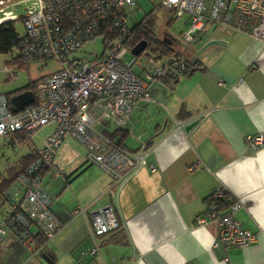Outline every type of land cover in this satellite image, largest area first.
Instances as JSON below:
<instances>
[{"label":"crops","instance_id":"1","mask_svg":"<svg viewBox=\"0 0 264 264\" xmlns=\"http://www.w3.org/2000/svg\"><path fill=\"white\" fill-rule=\"evenodd\" d=\"M187 23L186 15L184 29ZM211 40L216 42L205 45ZM193 42L196 69L174 83L149 81L154 100L139 101L124 124H98L122 148L146 149L149 165L110 187L109 175L87 162L85 146L65 136L42 174L60 228L33 252L7 236L0 242V264L15 250V264H264V143L250 149L244 142L246 135L264 133V39L209 24ZM149 67L143 61L137 72ZM47 124L52 131L54 123ZM218 186L225 193L220 211L237 199L244 203L234 211L254 234L244 247L214 245L217 226L206 207ZM97 203L110 204L119 223L101 235L92 234ZM78 205L86 208L83 214H66L65 208ZM198 216L206 220L198 223ZM92 245L95 254L76 260L77 248Z\"/></svg>","mask_w":264,"mask_h":264},{"label":"built area","instance_id":"2","mask_svg":"<svg viewBox=\"0 0 264 264\" xmlns=\"http://www.w3.org/2000/svg\"><path fill=\"white\" fill-rule=\"evenodd\" d=\"M21 2L26 4L21 15L24 31L15 46L19 62H36L44 67L46 62L56 60L60 65L38 77L34 100L20 109L12 110L7 94L0 93V137L16 131L32 134L42 125L54 123L34 159L3 192L8 208L5 216L0 215V242L13 236L33 252L41 247V238L53 239L61 225L51 207L54 198L45 190L40 171L51 166L53 153L66 135L85 146L87 162L109 175L110 187L118 186L132 171L149 165L146 149L122 148L98 124L105 121L124 124L139 101H153L148 82L163 76L166 68L157 65L141 73L131 69L135 56L128 57L125 40L133 26L131 16L141 9L139 0H16ZM154 2L172 9L177 16L183 13L188 16L187 27L181 32L187 42H192L209 24L226 25L264 39V0ZM6 7L5 0H0V23L17 17ZM97 36L101 37L103 50L100 53L94 50L91 56L79 55L85 43ZM179 64L184 66L183 61ZM10 72L14 73L15 69L11 67ZM173 121L175 129L184 130L182 122ZM244 142L252 149L264 143V133L246 135ZM224 196V190L216 187L206 207V215L217 226L214 245L220 250L244 247L254 239V234L234 215L244 203L237 199L220 211L217 201ZM85 210L81 205L65 208L71 217ZM91 214L94 235L119 226L110 204L97 203ZM205 220L204 216L196 218L198 223ZM96 251V245L77 248L74 256L85 262ZM227 258L223 256L224 260Z\"/></svg>","mask_w":264,"mask_h":264},{"label":"rangeland","instance_id":"3","mask_svg":"<svg viewBox=\"0 0 264 264\" xmlns=\"http://www.w3.org/2000/svg\"><path fill=\"white\" fill-rule=\"evenodd\" d=\"M7 4V9H12L16 13V18L14 20L16 31L22 34L24 31L23 22L21 15L24 12L25 2L16 3V0H5ZM141 9L137 13L133 14L130 18L131 25L138 22L145 13L153 10V15L156 17L157 31L160 35H166L170 40L172 46L177 52H180L183 57L190 60L192 53L195 48H193L194 42H187L181 36V31L185 27L186 14L183 13L179 16H175L171 21L170 14L167 9L160 7L159 9H154V0H139ZM1 16V13H0ZM94 50L99 53L103 50V43L100 36H97L94 40L85 43L84 50H81L78 54H85L86 56H91ZM86 51V52H85ZM149 51V50H147ZM146 52V51H145ZM144 52V53H145ZM17 50L13 48L12 51L7 53L0 52V93H10L16 89L26 86L30 81L51 72L59 68V63L56 60H50L44 64V67H40V63L32 62L29 64H22L19 62L17 57ZM132 53H128L129 55ZM144 54L138 58L132 65L131 69L135 72L140 70L142 67V62L144 61ZM11 67L15 69L14 73H11ZM52 124L42 125L40 128L35 130L30 139L19 143L12 138V134L0 137V174L4 175L6 173L7 167L17 162V160L34 149L35 146L39 145L44 137L51 132ZM67 137L70 135H66ZM71 138H73L71 136ZM73 140H76L73 138ZM79 142L78 140H76ZM80 143V142H79ZM81 144V143H80ZM45 177L44 180H46ZM49 180V179H47ZM45 185V184H44ZM8 204L0 197V215L5 216L7 214ZM5 257L7 254L5 249H3ZM27 250L22 254V262L25 260V255ZM44 264H49L45 262Z\"/></svg>","mask_w":264,"mask_h":264},{"label":"trees","instance_id":"4","mask_svg":"<svg viewBox=\"0 0 264 264\" xmlns=\"http://www.w3.org/2000/svg\"><path fill=\"white\" fill-rule=\"evenodd\" d=\"M160 7L162 6L156 3L154 9H159ZM165 9H167L170 14V21L175 16H177L172 9ZM14 20L15 18L0 23V52L2 53L12 51L13 48H15V46L18 44L19 33L16 31ZM125 46L127 49V54L129 52L132 53L130 55L135 56V61L138 60V57L144 54V61L149 62L150 66L149 68H147V70H150L157 65L165 67L166 73L159 78L163 79L168 83H174L180 76L189 74L194 69H196L198 63L196 59L192 61L184 58L180 52H177L174 49L166 35H160L158 33L156 17L153 15V10H150L148 13H145L144 16L138 22L133 24V26L130 28V35L125 40ZM174 58H176V61H174ZM180 61L184 62L183 67L180 66ZM38 79L39 78H36L30 81L26 86L16 89L10 93H6L7 96L10 98L11 95L19 93L26 89L34 90L35 83ZM11 134L14 140L21 143L25 140L30 139L33 133L27 134L25 132L16 131ZM35 155L36 150H32L28 153H25L17 160V162L7 167L6 173L4 175L0 174V197L3 200L4 190L18 177L19 173L23 171L26 166L34 159ZM47 168L48 167H44L43 169H41V175L45 172ZM222 199L217 201V205L224 204L222 203ZM228 203H231V200L227 201V203L225 204ZM43 240H45V238L41 239V241Z\"/></svg>","mask_w":264,"mask_h":264},{"label":"water","instance_id":"5","mask_svg":"<svg viewBox=\"0 0 264 264\" xmlns=\"http://www.w3.org/2000/svg\"><path fill=\"white\" fill-rule=\"evenodd\" d=\"M216 40H211L207 42L205 45H208L210 43H214ZM10 103H11V109L16 110L22 108L24 105L32 102L34 100V93L31 89L23 90L19 93H15L10 96ZM188 128V127H187ZM16 244L22 247L21 243L19 241H16ZM19 259V252L15 250L7 260H5L2 264H15Z\"/></svg>","mask_w":264,"mask_h":264}]
</instances>
